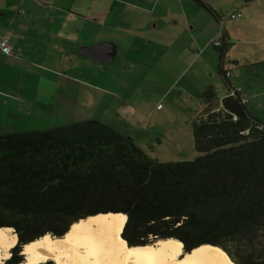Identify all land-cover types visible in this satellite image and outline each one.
<instances>
[{
  "label": "trees",
  "instance_id": "16d2710c",
  "mask_svg": "<svg viewBox=\"0 0 264 264\" xmlns=\"http://www.w3.org/2000/svg\"><path fill=\"white\" fill-rule=\"evenodd\" d=\"M220 66L228 93L219 103L211 88L202 94L191 161L151 159L95 120L1 134L0 228L17 241L0 264H25L24 245L107 213L124 216L127 248L172 240L184 253L209 245L231 264H264V123Z\"/></svg>",
  "mask_w": 264,
  "mask_h": 264
},
{
  "label": "rangeland",
  "instance_id": "374dc122",
  "mask_svg": "<svg viewBox=\"0 0 264 264\" xmlns=\"http://www.w3.org/2000/svg\"><path fill=\"white\" fill-rule=\"evenodd\" d=\"M54 1L49 3L58 8L61 19L54 25L44 21L31 26L21 45L23 51L17 52L16 64L0 63V76L8 84L0 94V135L95 120L133 138L139 149L161 163L197 157L193 124L203 113L202 94L212 86L219 103L229 89L226 80L215 71V59L208 60L207 75L195 66L188 76L180 78L181 67L171 66L165 51L159 53L152 46L142 53H120L111 64L89 60L81 55L82 48L93 49L106 42V32L102 31L118 33L114 21L106 22V0H93L92 5H87L86 0ZM254 3L257 8L253 21L257 25L250 34L240 29L233 35L223 61L208 37L212 27L204 22L202 29L209 34L205 39V43L209 42L207 47L217 55L216 70L218 64L231 69L229 79L233 86L244 88L241 90L250 96L249 112L264 121V0ZM17 10L18 7L14 15ZM21 10L27 15L25 6ZM67 15L71 16L68 23ZM99 16L103 20L96 23ZM246 16L247 19L249 15ZM48 28L52 38L41 33ZM61 29L70 35H60ZM70 29L79 33H71ZM156 40L164 44L167 41ZM128 42L123 43L127 50ZM61 50L64 53H58ZM252 64H256L254 70ZM171 74L174 77L169 84Z\"/></svg>",
  "mask_w": 264,
  "mask_h": 264
},
{
  "label": "crops",
  "instance_id": "0c3cea01",
  "mask_svg": "<svg viewBox=\"0 0 264 264\" xmlns=\"http://www.w3.org/2000/svg\"><path fill=\"white\" fill-rule=\"evenodd\" d=\"M49 1L50 3H56L54 0H0V36L10 39V45L14 53L13 57H9L0 51L1 64L5 66L16 64L15 62L18 61L17 52L18 50L23 51L24 47L21 45L24 43L25 33L31 29V26L35 27L36 23L44 21L54 25L57 20L61 19L62 14L59 15L58 8L53 7ZM99 1L101 3L104 0ZM255 1L258 0H207L206 4L209 9L207 10L196 0H106V22L107 20L114 21L118 33H110V30L101 32L103 34L106 32V42L102 44L104 47L102 48L103 51H100L99 57L103 60L106 53V64H111L115 59H118L120 53H142L146 47L152 46L154 49H158L159 53L163 54L165 51L171 66L181 67L182 72L179 73V78L185 74V76H188L195 66H198L197 68L203 74H206L208 60L212 61L214 59L215 71L221 76L219 71H221L220 65L222 64H218L216 70L217 55L213 53L211 48L207 47L209 42L205 43V39L209 34L202 29V25L207 22V26L212 27L208 36L212 40V44L214 40L224 37L225 45L221 49L225 56L229 51L230 40L237 31L241 29L250 34L251 28L257 25L258 22L253 21L257 8ZM75 2L76 0L73 1V3ZM85 2L87 5L95 3L93 0H86ZM24 6L27 8V15H24L25 13L21 10ZM17 7V13L14 15ZM235 13H241L242 17L232 20L231 15ZM246 13L249 15L247 19ZM112 16H114L113 19ZM66 17L65 21L68 23L71 16L67 15ZM81 18L85 19V17ZM102 20L103 18L99 16L96 23H100ZM108 28H110V25ZM50 29L48 28V30L41 33L51 37ZM70 30L71 33L75 31L79 33V30ZM64 32L65 34L68 33L65 29L64 31L61 29L59 33L62 35ZM203 34L206 36L205 38ZM67 35H70V33ZM157 38L166 39V44L157 41ZM127 40L129 41L128 50L123 46V43ZM45 42L46 38L43 45H45ZM215 49L217 52L220 50ZM58 53H64V50L58 51ZM88 59L90 60V58ZM219 59L223 61L221 53ZM255 65L252 64V70H254ZM223 70L225 72L231 71V69L225 68V64ZM197 72L199 71L197 70ZM168 77L170 78L168 83L171 84L174 74ZM229 82L233 86L230 80ZM7 87L8 84L5 79L0 76V94ZM233 87L240 89L241 94L248 97L249 104L250 96L248 92L241 90L242 87ZM207 88L214 89L212 86ZM226 95L227 92L222 98ZM256 119L264 123L262 119Z\"/></svg>",
  "mask_w": 264,
  "mask_h": 264
},
{
  "label": "bare ground",
  "instance_id": "6f19581e",
  "mask_svg": "<svg viewBox=\"0 0 264 264\" xmlns=\"http://www.w3.org/2000/svg\"><path fill=\"white\" fill-rule=\"evenodd\" d=\"M124 220L120 214H101L76 223L62 238L46 235L24 246L25 264H231L209 245L189 253L172 240L127 248L120 238ZM16 241L12 228H0V263L11 257Z\"/></svg>",
  "mask_w": 264,
  "mask_h": 264
},
{
  "label": "built area",
  "instance_id": "2783aa9c",
  "mask_svg": "<svg viewBox=\"0 0 264 264\" xmlns=\"http://www.w3.org/2000/svg\"><path fill=\"white\" fill-rule=\"evenodd\" d=\"M199 1L202 2V3H206L207 0H199ZM241 17H242L241 13H235V14L231 15V19L232 20L238 19V18H241ZM213 45H214V47H216L218 49H221L225 45L224 37H220L219 39L214 40ZM0 51L2 53H4L5 55L9 56V57H13L14 56V53L12 52V48H11V45H10V39L8 37L0 36ZM230 75H231L230 71L226 72V76L228 78H229ZM237 91L239 93H241L239 89H237ZM235 92H236L235 90L231 91L230 95L234 96ZM242 102L244 104H246L248 102V97L246 95H242ZM260 128H262V127H260Z\"/></svg>",
  "mask_w": 264,
  "mask_h": 264
},
{
  "label": "water",
  "instance_id": "95a60500",
  "mask_svg": "<svg viewBox=\"0 0 264 264\" xmlns=\"http://www.w3.org/2000/svg\"><path fill=\"white\" fill-rule=\"evenodd\" d=\"M103 47H104V45H100V46L94 47L93 49H82L81 55H83L84 57H88L90 59H94L96 61L106 62V53H105L103 60H101L99 57V53H100V51H103L102 50ZM52 238H54V237H52ZM24 246H23V248H24ZM22 252H23V250H22ZM24 259L26 260V256H24Z\"/></svg>",
  "mask_w": 264,
  "mask_h": 264
}]
</instances>
